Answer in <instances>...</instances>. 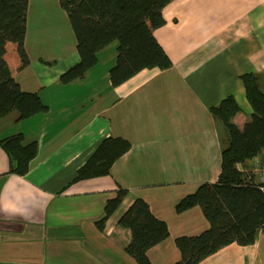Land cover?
<instances>
[{
	"label": "crops",
	"instance_id": "0c3cea01",
	"mask_svg": "<svg viewBox=\"0 0 264 264\" xmlns=\"http://www.w3.org/2000/svg\"><path fill=\"white\" fill-rule=\"evenodd\" d=\"M163 16L154 35L171 67L144 68L115 86L109 73L114 41L83 78L62 83L60 75L80 60L68 14L59 0L28 1L30 63L16 78L49 109L20 120L14 110L0 120V139L22 132L26 141L38 140L24 175L10 172L0 145V264H138L125 250L131 230L118 223L138 197L170 229L148 249L152 264H175L181 258L176 237L210 226L199 205L182 212L175 205L219 178L228 132L210 108L233 94L241 109L232 121L243 128L251 120L240 76L262 74L264 89V0H171ZM107 136L132 146L110 173L71 182ZM256 158L264 164V152ZM238 166L252 171L254 159ZM120 187L128 192L102 230L96 221ZM248 261L264 264V234L252 244L230 243L197 264Z\"/></svg>",
	"mask_w": 264,
	"mask_h": 264
},
{
	"label": "trees",
	"instance_id": "16d2710c",
	"mask_svg": "<svg viewBox=\"0 0 264 264\" xmlns=\"http://www.w3.org/2000/svg\"><path fill=\"white\" fill-rule=\"evenodd\" d=\"M29 0H0V120L12 111L18 120L46 112L49 106L38 92L24 90L16 73L30 63L26 50ZM66 10L77 39L80 60L60 75L62 83L83 78L97 64L98 52L117 41V57L110 78L117 86L144 68L167 69L173 61L154 35L166 20L164 7L171 0H59ZM246 96L252 106L251 120L243 128L232 117L241 109L233 94L210 108L228 132L222 148L221 172L215 182H202L175 205L182 212L199 205L210 226L196 235L176 237L181 258L175 264H197L222 247L237 242L254 243L264 234V188L249 170L239 164L264 152V89L262 74H241ZM10 157V172L24 175L38 153V140L26 141L22 132L0 139ZM122 136L102 139L71 182L110 173L113 162L131 148ZM127 189L120 187L96 221L104 229L107 219L121 205ZM131 230L125 250L138 264H152L148 249L170 235L168 223L159 218L148 201L138 197L119 218Z\"/></svg>",
	"mask_w": 264,
	"mask_h": 264
},
{
	"label": "built area",
	"instance_id": "2783aa9c",
	"mask_svg": "<svg viewBox=\"0 0 264 264\" xmlns=\"http://www.w3.org/2000/svg\"><path fill=\"white\" fill-rule=\"evenodd\" d=\"M254 159V168L251 171L255 175V180L259 178V182L264 183V164H262L256 157ZM264 188V184L262 185ZM246 264H256L254 261H248Z\"/></svg>",
	"mask_w": 264,
	"mask_h": 264
}]
</instances>
